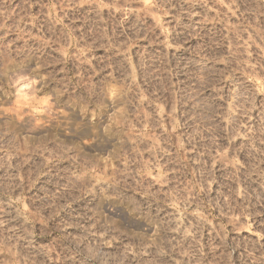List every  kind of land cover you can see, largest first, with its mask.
<instances>
[{
  "label": "rangeland",
  "instance_id": "1",
  "mask_svg": "<svg viewBox=\"0 0 264 264\" xmlns=\"http://www.w3.org/2000/svg\"><path fill=\"white\" fill-rule=\"evenodd\" d=\"M0 264H264V0H0Z\"/></svg>",
  "mask_w": 264,
  "mask_h": 264
}]
</instances>
